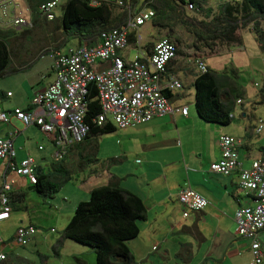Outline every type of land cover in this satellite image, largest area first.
<instances>
[{
  "label": "crops",
  "instance_id": "crops-1",
  "mask_svg": "<svg viewBox=\"0 0 264 264\" xmlns=\"http://www.w3.org/2000/svg\"><path fill=\"white\" fill-rule=\"evenodd\" d=\"M149 39L146 48L150 51L156 40ZM28 55L26 51H22L13 59L10 71L3 77L6 81L0 85V107L8 112L16 109L31 110V100L35 93L55 79L53 59L48 52H41L32 59ZM233 69L238 72L237 68ZM183 73L192 76V84L196 74L193 75L188 69H184ZM177 74L179 75L178 72ZM261 95L264 102V93ZM178 100L176 101L178 104L188 105L184 98ZM243 103L242 113L237 115L233 111L234 117L230 124L206 125L215 133V137L212 136L211 151L208 157L207 151L205 152L204 161L197 162L191 157L189 168L187 164L183 169V163L187 161L186 157L183 158L184 162L181 160L178 143L183 150V141L187 145L190 144L196 136V125H202L195 113L190 112V108L187 116L177 113L174 116L155 117L145 123L148 125L140 140L150 141L145 152L152 155L145 160L136 157L135 172L122 174V168L120 172L114 171L109 163L105 164L106 161L111 162L109 160L112 156H106L108 159L102 164L100 161L91 160L94 158H90L87 163L82 162L91 153L89 142L82 147L74 148L68 155L66 164L73 170V176L68 182L73 180L74 187H77L76 195L80 191L83 195L90 196L91 191L98 186L117 184L143 199L147 208V218L139 224V235L128 242L137 264H251V240L235 234L236 212L249 202V198L238 189L237 173L227 176L210 169L211 163L220 158L219 137L222 134L240 139L241 145L238 149L244 166L264 156V134H257L255 131L258 123L264 121L258 114L260 107L248 108L244 107ZM15 121L21 125L17 126ZM15 130H18L14 136L15 160L20 162L30 156L38 165V169L49 172L54 162L53 140L39 127L35 125L27 127L15 117L11 118L10 124L0 123V138L9 137ZM177 138L179 142L176 141ZM40 146H43V149H40ZM156 152L165 153V156L154 158ZM171 152L173 155L175 153V160H172ZM201 155L203 156L202 151ZM119 159L115 157L113 160ZM138 159L141 163H137ZM179 164H182V174L184 170L186 175L184 179L182 175L179 180H174L181 167ZM6 167L7 161H0V183L5 174L7 179H15L12 201L18 200L19 195H24L25 186L32 185L26 177L7 172ZM185 186H189L208 201L204 209L193 211L188 217L183 216V206L179 201V193ZM23 200L24 198H20L15 202L10 219L0 222V248L10 251L5 264L33 260L27 246H11L10 242L12 243L17 230L7 237L4 236L8 232L14 211L20 208L18 203ZM18 223L16 229L22 225L37 227L38 232L31 240L34 252L39 256H45L41 249L46 248L49 253L46 255L47 261L51 258L55 260L54 264H89L91 260V264H95L96 254L92 247L72 245L66 241L67 238L63 239L61 247L55 252L53 247L59 237L40 233L41 226L35 220V216L30 215L28 221L20 219ZM157 244V249H154Z\"/></svg>",
  "mask_w": 264,
  "mask_h": 264
},
{
  "label": "built area",
  "instance_id": "built-area-1",
  "mask_svg": "<svg viewBox=\"0 0 264 264\" xmlns=\"http://www.w3.org/2000/svg\"><path fill=\"white\" fill-rule=\"evenodd\" d=\"M102 1L128 9L127 21L120 27L102 31L98 42L93 45L84 43L68 46L64 50H49L55 79L35 93L31 110L8 112L0 107V123L10 124L11 118L15 117L27 127H39L53 140L54 162L66 159L89 135L90 125L86 116L90 110L92 85L96 87V99L100 105V112L93 121L99 126L111 123L116 128L124 129L147 123L155 117L189 114L188 105L176 102L178 98L183 99L181 91L185 88L177 74V62L172 63L179 55L177 43L162 38L150 51L143 48L141 29L153 18L154 11L143 10L135 14L127 0H92V3L96 5ZM58 3L59 0L43 3L40 6L41 16L54 19V9ZM193 8V3L189 2L188 9ZM32 26L33 21L24 15L19 4L14 0H0V28L23 29ZM132 47L139 48V55L130 60L128 56ZM126 51H129L128 54ZM187 62L194 63L199 73L209 71L203 57H189ZM255 131L264 134V121L258 123ZM16 133L18 130L11 132L7 138H0V161H7V172L24 176L31 185H35L38 165L34 159L28 156L20 162L15 160ZM240 145V139L235 136L220 135V158L211 163L210 169L227 176L238 174V189L248 196L249 202L236 212L235 234L251 240V264H264V156L244 166L239 155ZM137 163H141V160L138 159ZM15 186V179H7L5 174L0 183V222L11 217ZM179 201L183 206L184 217L204 209L208 204L203 196L189 186L180 191ZM37 232L34 225H22L10 244L24 247ZM9 252L0 248V264L8 260Z\"/></svg>",
  "mask_w": 264,
  "mask_h": 264
},
{
  "label": "trees",
  "instance_id": "trees-1",
  "mask_svg": "<svg viewBox=\"0 0 264 264\" xmlns=\"http://www.w3.org/2000/svg\"><path fill=\"white\" fill-rule=\"evenodd\" d=\"M25 1L33 18V27L21 31L0 28V77L10 71L13 59L22 51H26L32 59L49 48L61 50L72 39H77L79 44L93 45L98 42L102 31L120 27L127 21L126 11L115 12L113 7L104 2L94 6L90 0H67L62 6V14L49 21L41 16L40 6L50 0ZM206 1L146 0V3L155 12L152 21L155 27L173 33L179 21L189 25L195 36L193 46L198 51L201 48L213 50L215 46L240 45V31L252 27L264 54V0H228L220 5L218 11L212 7L205 8ZM189 2L193 3V10H188ZM202 10L206 12L202 19L188 13ZM35 34L40 39L35 38ZM61 37L62 43L59 42ZM130 40L133 41L132 36ZM233 74L237 76L234 69ZM232 77L228 72L217 73L211 69L196 74L193 82L194 104L202 120L220 125L231 123L236 101L242 99L243 93L241 86ZM167 95L171 96L170 93ZM96 97L97 90L92 85L89 94L90 110L86 116L90 132L85 142L76 148L82 147L92 138L116 130L111 123L102 126L94 123L95 116L100 112ZM66 159L53 162L49 172L37 169V183L34 187L38 192L51 197L71 180L73 170L66 164ZM18 197L20 200L24 195ZM146 218L147 208L139 195L117 184L98 186L91 191L89 200L78 204L64 229L63 237L56 241L53 249L58 251L63 239L67 238L92 247L96 254V264H137L128 242L139 235V224Z\"/></svg>",
  "mask_w": 264,
  "mask_h": 264
},
{
  "label": "rangeland",
  "instance_id": "rangeland-1",
  "mask_svg": "<svg viewBox=\"0 0 264 264\" xmlns=\"http://www.w3.org/2000/svg\"><path fill=\"white\" fill-rule=\"evenodd\" d=\"M16 1L26 5L25 0ZM66 1L67 0H62V3L57 7V16H60L62 14V6ZM127 1L130 2V0ZM226 1L228 0H207L205 2V8L212 7L215 11H218L220 5ZM134 5L135 11L148 9L146 0H136ZM114 11L120 12L122 10L114 8ZM188 13L194 17H197L198 19L205 18L206 16V12L203 10L202 12L191 11ZM262 25L264 27V21L262 22ZM141 34L143 35L145 40L146 38H150V41L158 40L162 37H168L175 41L178 45L180 53L176 59V62L179 66L177 68V72L179 73L180 78L185 84L184 90L181 91L182 93H184V102L189 105L190 112L192 114L195 113L196 117H198L197 119H200L198 120L199 123H202V125H196V139L194 138V140L188 145L183 141V150H181L182 148H180V144L178 143V151L180 152L179 156H181V160L186 157L187 161V163H183V169L185 167L184 165L187 164V167L189 168L191 157H193L197 162L204 161L206 159V156L208 157L211 151L210 148L213 144L212 136L215 137V133L212 132V128L206 126L214 123L202 120L196 112L194 104L195 91L193 83L191 84L192 76L189 77L187 74L183 73L184 69L191 70L193 72V75L199 73L198 68L194 63L187 62L189 57H203L211 70L217 73H230L233 76L232 78L237 81L239 86H241V90L243 91V106L248 108L252 106L260 107V109L258 110V114L259 116H261V119L264 120V102L262 101L263 96L261 95L262 93H264V54L258 46L256 34L253 31L252 27H248L240 31V36L242 39V43L240 45L235 44L232 46H215L213 50L209 48H201L199 51L193 46L195 36L192 33L191 27H189V25L183 24L182 21H179L174 26L173 33L168 32V30H163L155 27L152 22H148L147 25L141 29ZM34 37L40 39V36L38 34H35ZM23 40L24 39H21V41ZM28 40L31 41V38H29ZM23 42L25 43V41ZM38 42H40V40L37 41V43ZM59 42H63L62 37ZM55 45L56 44H54V46ZM77 45H79L78 40L72 39L67 43L66 46ZM128 52L129 51H126V54H128ZM138 55L139 48L132 47L128 58L132 60ZM234 67L238 70V72L234 70L237 72L236 77H234L233 74ZM3 77H0V85H2L4 81H6V79H4ZM255 83H258V85L256 86ZM242 108V104L236 103L234 113L240 115L242 113ZM16 125L19 126L21 125V123L17 122ZM147 125L148 124L145 123L136 124L124 129L117 127L115 131L103 134L96 138H92L89 142L91 153L89 154L87 159H83L82 162L87 163L90 161V158H94L96 159L95 161H100V164H102L105 160L108 159L106 158V156H112L109 160L111 162L106 161L105 164L109 163L110 167L114 171L120 172V169L122 168V174L135 172L136 157H141L145 160L148 156L152 155L150 152H145V149L148 148V143L150 141L140 140V138L144 136ZM178 139L179 138H177L176 141L179 142ZM194 147L195 149H193ZM200 148L202 150H200ZM201 151L203 156H200ZM206 151L207 155L205 156ZM164 156L165 153L156 152V156L154 158H163ZM175 156V153L174 155L172 154V160L176 159ZM115 157L120 158L119 161L113 160ZM180 166V168L177 167L180 170L178 171V174L174 180H179L182 175L183 179L185 178L186 172L184 174L183 170L182 174V164ZM76 168H78V166H76ZM73 183V180L71 182H67L56 194L51 197L44 196L36 189H30L31 186L26 185L23 190L24 200L21 203H18L20 205V208L14 211L15 213L7 229L8 232L4 236L7 237L8 235H11L14 230H17L16 228L18 227V221H20V219L28 221L29 216L33 215L35 216V220L39 222L38 224L41 226L39 227L42 231L40 233L51 234L55 237L58 236L59 238L63 237L64 229L73 217L78 204L81 201H87L90 198V196L83 195L80 191H78V194L76 195L75 188L77 187H74ZM16 201L18 200H14L13 206L15 205ZM52 229H54V232L52 231ZM230 232H233V230H230ZM228 238L229 237H227V239ZM66 241H68L72 245L85 248L89 247L85 244H81L80 242L71 239H67ZM33 245L34 244L32 241H30L29 244L26 245L28 247L27 250L30 252V256L33 257V260L30 262L18 264H54L55 260L51 258H49V261H47L48 257L46 255H48L49 253L46 248L42 247L41 249V252L45 254V256H39L36 252H34ZM156 247H158V244L156 245ZM20 250L23 251L21 248ZM86 258L88 257L86 256ZM89 261V264H91V260Z\"/></svg>",
  "mask_w": 264,
  "mask_h": 264
},
{
  "label": "clouds",
  "instance_id": "clouds-1",
  "mask_svg": "<svg viewBox=\"0 0 264 264\" xmlns=\"http://www.w3.org/2000/svg\"><path fill=\"white\" fill-rule=\"evenodd\" d=\"M17 4H19V6H20V8L24 11V15L27 17V18H30L32 21H33V18H32V15H31V12H30V9H29V7H28V5H27V3H26V5L25 4H21V3H19V2H17L16 0H14ZM50 1H52V0H50ZM91 1V4L92 5H94V6H97V5H100L101 3H107V2H105V1H102L100 4H93L92 3V0H90ZM48 2V1H47ZM62 3V0H59V3H58V5L56 6V8L54 9V13H55V18H57L58 16H57V14H56V9H57V7L60 5ZM135 3V2H134ZM134 3L132 2V0H130V2H129V4H130V6H131V10H132V12H134L135 14H138L140 11H143V10H139V11H135V5H134ZM109 4V3H108ZM110 5V4H109ZM111 7H113V8H117V9H121L122 11H126L127 12V17H128V14H129V11H128V9H126V8H120V7H116V6H114V5H110ZM148 8V7H147ZM147 10H152V9H150V8H148ZM189 10V9H188ZM191 10H193V9H191ZM152 11H154V10H152ZM154 15H155V12H154ZM43 17V16H42ZM154 17V16H153ZM45 19H47V20H49L48 18H46V17H44ZM54 18V19H55ZM54 19H52V20H54ZM49 21H51V20H49ZM153 21V18L151 19V20H149L148 22H152ZM148 22H146V24L144 25V26H146L147 25V23ZM33 27V26H32ZM143 28V27H142ZM10 29H14V28H10ZM24 29H29V28H23V29H16V30H18V31H21V30H24ZM162 38H168V37H162ZM162 38H160V39H162ZM170 39V38H169ZM159 40V39H158ZM158 40H156L153 44H152V47L154 46V44L158 41ZM172 40V39H171ZM79 43V42H78ZM146 43H147V38H146V40L144 39L143 40V43H142V45H143V48L144 49H146L147 50V48H146ZM68 46H66V47H64V48H67ZM64 48H62L61 50H64ZM51 49H54V48H49V49H47L46 50V52H48L49 53V50H51ZM56 50V49H55ZM151 50V49H150ZM149 51V50H148ZM205 60V59H204ZM205 62H206V60H205ZM209 67V66H208ZM209 70H210V67H209ZM184 98V97H183ZM241 101V102H238V101ZM243 102V99H238L237 101H236V103H239V104H241ZM234 117V115H233V113L231 114V118H233ZM32 186H34V185H32Z\"/></svg>",
  "mask_w": 264,
  "mask_h": 264
},
{
  "label": "water",
  "instance_id": "water-1",
  "mask_svg": "<svg viewBox=\"0 0 264 264\" xmlns=\"http://www.w3.org/2000/svg\"><path fill=\"white\" fill-rule=\"evenodd\" d=\"M30 189H35V187L34 186H31Z\"/></svg>",
  "mask_w": 264,
  "mask_h": 264
}]
</instances>
